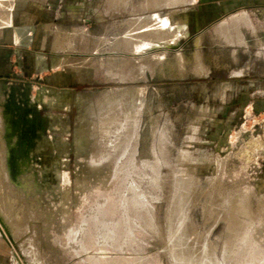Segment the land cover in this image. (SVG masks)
<instances>
[{
	"label": "rangeland",
	"instance_id": "rangeland-1",
	"mask_svg": "<svg viewBox=\"0 0 264 264\" xmlns=\"http://www.w3.org/2000/svg\"><path fill=\"white\" fill-rule=\"evenodd\" d=\"M140 1L26 0L0 28L3 182L26 216L0 264H264V0ZM156 18L165 50L119 46Z\"/></svg>",
	"mask_w": 264,
	"mask_h": 264
},
{
	"label": "bare ground",
	"instance_id": "bare-ground-1",
	"mask_svg": "<svg viewBox=\"0 0 264 264\" xmlns=\"http://www.w3.org/2000/svg\"><path fill=\"white\" fill-rule=\"evenodd\" d=\"M120 2H116V0H107V3H106V9H119L121 8V5L123 3H125L126 1L128 0H119ZM178 1H182V2H189L191 0H142L140 1L139 3H137V5L135 7H137L136 9H149V10H153V8H162V7H165V6H171V5H176L175 3H179ZM3 2V1H2ZM129 2L125 3V4H128ZM180 4V3H179ZM126 7V5H124ZM129 6V5H128ZM134 7V8H135ZM2 8V7H1ZM128 8V7H126ZM132 9L134 12L135 9ZM130 9V10H131ZM122 10V9H121ZM136 10V11H137ZM155 10V9H154ZM113 11V10H112ZM115 11V10H114ZM113 11V12H114ZM128 11V10H127ZM140 12L142 10H139ZM138 11V12H139ZM109 12V11H108ZM126 12V11H125ZM111 13V12H110ZM136 13V12H134ZM7 14V13H6ZM10 14V13H9ZM9 17V16H8ZM7 20V19H6ZM145 20V19H144ZM148 20V19H146ZM138 22L135 23V21L133 20V23H135V25L139 24V20H137ZM153 22H157L158 23V28L155 27L154 24H152ZM167 21H161V19H154V20H148L146 22L142 21L140 25H136V27L134 28H131V34H128L127 37H124L122 39H120L119 41V46L121 48H124L129 50V51H132L134 49L135 52L138 53V49L140 50L141 47L147 45L149 47H155L156 45L160 46V48L164 49L167 48V47H164V46H169L171 44L172 41L168 42L166 41L165 43H161L162 40L160 41L161 37L162 39H166V40H171L172 39V34L170 33V30L167 31L165 30V34H162L163 31L165 28H163L165 25H167L166 23ZM5 23V22H4ZM151 23V26L153 25L155 28H152L150 25H149V29H147L146 25L150 24ZM146 24V25H145ZM144 25V26H143ZM152 28V29H151ZM163 28V30H162ZM168 28V27H166ZM172 30V29H171ZM167 32V34H166ZM60 36L59 38L57 36ZM168 35V36H167ZM56 40L58 41L59 43V46H61L62 48L65 47V46H69L70 43L65 40L66 36H65V32L64 34H61V32H58V30L56 31ZM160 37V38H159ZM178 37V36H177ZM159 39V40H158ZM173 40V39H172ZM156 41H158L156 43ZM145 42V43H144ZM148 42V43H146ZM175 43V42H174ZM72 46V45H70ZM163 46V47H161ZM66 47V48H67ZM144 49V47H143ZM142 51V50H140ZM145 51V49H144ZM142 51V53L144 52ZM134 52V54L136 55V53ZM144 54V53H143ZM139 55V54H137ZM134 56V55H133ZM199 64H196V71H198V73L200 71H202V73L204 72L205 67L200 63L198 62ZM126 71V70H125ZM206 72V71H205ZM197 73V72H196ZM201 74V73H200ZM143 87H140L138 90L141 91V93L143 92L144 89H142ZM120 91L118 90H108L106 91V93H104L103 95V103L104 104H108V106L112 109L114 108V104H115V101L117 100V98H123V96H120L118 95L117 93H119ZM123 92V91H122ZM123 95H125L124 93H122ZM125 97V96H124ZM127 97V96H126ZM105 107L106 109V106H103ZM108 108V107H107ZM91 109V108H90ZM104 109V111H105ZM110 109V110H111ZM94 111V110H93ZM91 115V114H90ZM89 118V117H88ZM93 119V118H92ZM90 121V120H89ZM91 122V121H90ZM92 124V122L90 123ZM89 125V123H88ZM91 126V125H90ZM92 127V126H91ZM96 127H98V125H96ZM85 128V127H84ZM90 128V127H89ZM99 128V127H98ZM89 130V129H88ZM100 130V129H99ZM80 131V130H79ZM83 131V130H82ZM90 131V130H89ZM1 132V130H0ZM85 132V131H84ZM83 132V133H84ZM106 131L103 132V134H106L105 133ZM85 134V133H84ZM94 134V137H97V134L96 132L93 133ZM2 135V134H1ZM92 135V134H91ZM85 136V135H84ZM103 136V135H102ZM2 140V138H1ZM3 141V140H2ZM3 145V144H2ZM3 149H0V155L2 152ZM4 157V155H3ZM23 155H22V152H21V149L20 150H17L16 152V155L14 156L13 160H12V164L17 167L18 169H22V162H23ZM6 159V157H5ZM12 159V158H11ZM5 168H7V166L5 165L4 163V159L1 158L0 156V214H1V218L3 220V222L6 224L7 228L10 229V228H13L14 229V232L17 233L19 231V229H23L22 228V224L24 223L25 219H26V216L23 214L22 211H18L17 209V205H19L20 201H19V197L17 195V192L16 190L12 189L11 188H7L6 184L3 182V180H5L3 178V174L5 173ZM6 175V174H5ZM4 175V176H5ZM8 182V181H7ZM9 190V191H8ZM205 206L203 207V209H196L193 213V216H192V219L191 221L193 223H195L196 221L197 222H200L199 224H201L202 228H204V230H207V228L209 229L211 223H215L216 221H218L219 219L217 220H214V206H207L208 208H206V205L207 204H210L208 201L205 202ZM233 203V202H232ZM235 203V201H234ZM233 203V206L235 207V210H236V214L239 216V213L243 212L246 208L243 207V204L242 203H238V201L234 204ZM21 204V203H20ZM239 218H243L242 216H239L237 217L236 219H234V221H232V224L230 226L231 230H233V232L238 228V225H240V219ZM248 219V217H247ZM210 224V225H209ZM212 229V228H211ZM208 231V230H207ZM186 234L187 232L189 233L190 231L189 230H186L185 231ZM204 233V232H203ZM207 233V232H206ZM211 233V232H210ZM209 233V234H210ZM17 235V234H16ZM204 236V235H203ZM39 262V261H38Z\"/></svg>",
	"mask_w": 264,
	"mask_h": 264
},
{
	"label": "crops",
	"instance_id": "crops-1",
	"mask_svg": "<svg viewBox=\"0 0 264 264\" xmlns=\"http://www.w3.org/2000/svg\"><path fill=\"white\" fill-rule=\"evenodd\" d=\"M25 3H26V0H0V28H2L4 26L11 25V23L13 21V13L11 12L12 11L11 9H13L17 5L23 7V6H25ZM4 9H7V10H4ZM6 13H7V17L5 19L4 18H1V16L2 15L4 16ZM59 28L60 27H55V30H54V38H55V33H56L57 29L59 30ZM60 30L63 31L64 29L60 28ZM23 33H24V31H22L20 28H18V27L15 28L14 37H15V42L17 44H20L23 41ZM260 54H261L260 52L257 53V55H260ZM43 57H44V54L40 53V55L37 58L38 63H40V61H41V59ZM249 67H250V63L246 64L241 69L236 70L234 73L243 74V73L247 72V70H248ZM97 101H98V99L95 98V102L92 104V106H96ZM0 116H1V111H0Z\"/></svg>",
	"mask_w": 264,
	"mask_h": 264
},
{
	"label": "water",
	"instance_id": "water-1",
	"mask_svg": "<svg viewBox=\"0 0 264 264\" xmlns=\"http://www.w3.org/2000/svg\"><path fill=\"white\" fill-rule=\"evenodd\" d=\"M189 3H191V2H186V3L183 4V6H185V5L189 4ZM0 222H1V225L3 226V228L5 229V233H4V232L2 231V229L0 228V231H1V233L3 234V237H4L5 239L7 238L6 236H10V237H11L10 230H8L6 224L3 222L1 216H0ZM218 225H220V223H219ZM11 238H12V237H11Z\"/></svg>",
	"mask_w": 264,
	"mask_h": 264
}]
</instances>
